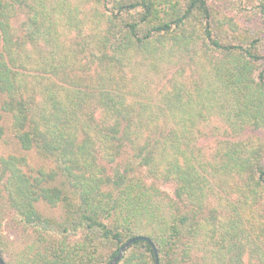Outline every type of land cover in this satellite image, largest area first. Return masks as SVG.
Masks as SVG:
<instances>
[{"label":"trees","instance_id":"obj_1","mask_svg":"<svg viewBox=\"0 0 264 264\" xmlns=\"http://www.w3.org/2000/svg\"><path fill=\"white\" fill-rule=\"evenodd\" d=\"M234 2L258 24L213 0H80L89 24L0 0V252L5 229L31 235L5 264H108L136 236L159 264H264V0ZM148 64L155 97L135 84Z\"/></svg>","mask_w":264,"mask_h":264},{"label":"rangeland","instance_id":"obj_2","mask_svg":"<svg viewBox=\"0 0 264 264\" xmlns=\"http://www.w3.org/2000/svg\"><path fill=\"white\" fill-rule=\"evenodd\" d=\"M35 1L37 3H40L43 0H35ZM53 1H60V2L65 1V2H67L68 4L71 5V9L75 7V8L79 9L80 13H83L82 15H80V17L85 19V23L89 24V22L91 21L88 3L81 4L80 0H53ZM213 2H215L214 4L216 6L223 7L224 11L231 13L232 15L236 16L237 19L239 18V20L241 22L248 21V19H246V14H248V13L240 11L239 7L235 4L234 0H213ZM22 19H24V17L19 16L18 19L12 21L13 25L19 26ZM260 21L263 22V20H260ZM246 23L248 25L258 24V19H254L253 21H249ZM259 47H260L259 51L261 53H263L264 52V44L259 46ZM259 63L264 66V58L261 59L259 61ZM137 68H139V73H138L139 79H135V84L139 85V87L141 86L142 88H146L150 93H154L153 96L155 97V93L160 89L159 87H161V85L163 83V82H161V78H162L163 73H164V67L162 65L157 66L156 72L152 71L153 68L149 64L144 65L143 67H140L138 65ZM4 125H7V121H5ZM221 127H223L222 124L220 122H217V121H212L211 123L206 125L205 131H204L205 133L198 140V143H197V146L199 148H201L203 153L211 152L212 149H214V142L216 140H219L222 138L221 130L218 131L215 129V128H221ZM6 142H9L7 137H4L2 140H0V155H6V154L14 151V146H12ZM27 155H28L31 163L34 166H39L41 164L39 158L35 155L34 152H32V151L28 152ZM172 189L173 188L170 185L163 187V190L170 195L172 194ZM42 210H44L47 213H50V211L46 208H43ZM3 235L7 237L8 241H9V248H10L8 253H5L2 255L3 260L4 259L8 260L10 258V256H12L14 253H18L20 250H22V248L25 246V244H27L29 242L30 236H31L30 232L29 233L25 232L23 229H20L17 231H8V229H5L3 231Z\"/></svg>","mask_w":264,"mask_h":264},{"label":"water","instance_id":"obj_3","mask_svg":"<svg viewBox=\"0 0 264 264\" xmlns=\"http://www.w3.org/2000/svg\"><path fill=\"white\" fill-rule=\"evenodd\" d=\"M135 241H145L147 242L151 247H152V250H153V253H154V256H155V264H159L158 263V255H157V250L154 246V244L152 243V241L148 238V237H145V236H136L134 238H131L129 240H127L119 249L118 251V254L108 262V264H117L122 256L124 255V253L128 250V248L135 242ZM0 264H5L3 258H2V254L0 252Z\"/></svg>","mask_w":264,"mask_h":264}]
</instances>
